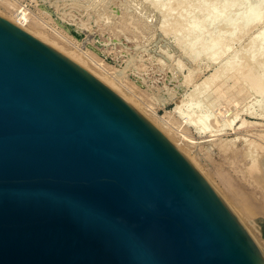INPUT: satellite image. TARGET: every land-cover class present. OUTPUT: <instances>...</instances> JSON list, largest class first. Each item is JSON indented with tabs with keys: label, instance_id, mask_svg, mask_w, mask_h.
<instances>
[{
	"label": "water",
	"instance_id": "obj_1",
	"mask_svg": "<svg viewBox=\"0 0 264 264\" xmlns=\"http://www.w3.org/2000/svg\"><path fill=\"white\" fill-rule=\"evenodd\" d=\"M0 264H264V252L142 112L0 15Z\"/></svg>",
	"mask_w": 264,
	"mask_h": 264
},
{
	"label": "rangeland",
	"instance_id": "obj_2",
	"mask_svg": "<svg viewBox=\"0 0 264 264\" xmlns=\"http://www.w3.org/2000/svg\"><path fill=\"white\" fill-rule=\"evenodd\" d=\"M21 1L25 3L28 9L34 13L33 17L35 20L43 18L45 21L48 22V24L51 27L55 28L57 31H60L61 33L66 35L67 39L69 40L64 38L61 39V37H58L55 33H53V31H51L52 33L50 32V35L58 39V41L61 44L69 48L72 47L71 45L73 46L75 45L76 49L80 51L82 50L85 53H89V55H91L95 60L100 61L99 62L100 64L98 65L94 61L92 62V60H89V65L91 68H93L96 71H101L102 69L100 67H105L115 79L117 78L116 81L118 80L117 83L120 86L119 87L117 86L118 88H114V87L113 88L116 89L118 93H122L124 91L125 92L128 91L130 93L134 92L135 98L137 97L139 100L142 101L141 107L138 105L140 112H143V114L148 119H150V121L156 122L155 117L151 114V110H155V112L158 115L162 116L164 119H167L170 123H173L172 125L174 126V130L164 131L160 129L161 126L160 123L157 124L154 122L155 125H157V127L167 137L169 136V139L172 140V142L174 138L176 139V141L179 142V145L177 147L179 148L180 146L181 147L180 150L183 151L185 155H187V152L185 151H189L188 152L189 154L186 156L187 158H190L188 156L193 154L192 158L194 159V161H192L193 159L191 158L190 161L202 173V175L212 185L215 191L220 195V197L235 213V215L238 217L240 222L249 230V232H251L250 233L252 234L251 236H253V238L256 240L260 239L258 241L260 242L262 241L261 243L264 244V240H262L264 239V232H262L261 228L257 226V218L264 217V214L260 212H256L253 215L250 214L251 216H247L248 218L245 217L247 214L249 215V213H246L244 209L245 206L259 204V202L264 201V185H262L257 180L255 174H253L250 171L248 172L247 169L248 159L245 157V154L243 153L247 151V145L245 144V142L241 139H237L235 141H229L232 137L237 135V133L233 132L231 129L227 130L225 133L218 136V138L215 137L213 139H210L211 138L210 136H200L198 132L195 131L196 129H194L193 126H189L188 124L185 123L184 120L187 118V115H185L184 118L182 116L180 117L179 112L173 110L174 106L176 105L175 99H177V97L179 98L180 96L181 98H184L185 102L188 101L190 102V105L184 104L183 107L185 110H187L188 108L189 112H194V114H197L200 111L204 109L206 110L208 108L209 109L208 111L210 112V116H213L216 119V115H217L218 116L217 120L220 123L221 122L225 123V120L223 119L224 118L230 119L236 112L238 116L236 117L235 124L240 123V121L244 117H245L244 119L246 120L247 119L252 121L257 119L260 120L259 118L261 117L262 113H264L262 112L264 111V108H262L264 107V93H260L259 91H257L256 86L254 84L252 85L247 78H243V77L240 78L239 76V79H237L238 81L235 82L234 86L227 89L224 92V94L220 95L217 93V91L215 92V90H213L214 83L222 84V87L226 89V86L232 84L233 83L232 79H234V77L237 76L236 68L238 66L234 65L236 68L232 66L235 68V70H233V68L231 69L230 66L229 67L227 66L228 67L227 69V67L226 66L224 67L223 65V63H225L226 60L227 61L233 60L234 62L237 60L239 64L242 63L245 64L243 60L244 61L246 60L247 62L246 64H248L251 60L252 61L254 60L253 58L256 55L258 56L259 52L264 50V10H262L264 8L262 7L260 8L261 6L260 3H258L257 0H256L257 2L251 0L252 4L254 3L252 8H254L255 5L257 6L255 7L256 10L255 8L252 10V8H250L251 6H249L250 0H236V1L235 0H227V1L226 0L223 1L222 0H186L185 2L187 3H184V0H156L157 3L159 2V6L168 7L167 11L169 15L167 14L168 18H166L167 20H165L166 21L165 28L168 27V30H170L169 27H171L173 23L172 27H176L177 29L176 35L178 36L179 40L181 39V41H184L185 44H187V42L189 43L190 41L194 40L192 43L193 46H191L192 44L189 45L191 47H194L195 49V52L193 51L194 55L196 52H197L196 54L199 55V57L196 58V60L198 59L197 61L199 62V67H198L199 71H197L196 75L192 78V80L194 79V81L191 82L190 80L189 83L187 82L188 84L184 87L183 90L184 92L181 95L180 93H178L174 100H169V102L167 101L164 103L163 100L164 95L162 91H166V89L168 88L166 92L169 91L168 93L170 92L172 93L173 90L171 91V88L169 87H173L174 85H176V80L175 77L172 76L173 73L172 71L176 72L177 69H179V67L182 65L177 72H179L180 70H182L180 71V74L187 72L185 69L186 66L184 65V63L186 62L183 59V56L185 55L182 52H180V49L178 48L177 44H174L175 42L173 41V36H172L173 34L171 33L169 35H165L167 34V32L163 31L164 29L160 27L159 22H160V18L162 17L161 16L162 13L161 12L159 13L158 10L156 11L152 7V5H150L151 3L150 0H149L150 1L149 4L147 2L148 0L146 1L145 0H140V1L139 0H58L57 4H54L49 0H37V1L21 0ZM127 1H130V3ZM136 1L138 4H134L136 3ZM228 1L231 3V5H229L230 3H227ZM255 2L257 4H255ZM83 3L86 4V6ZM226 3L229 6H227ZM133 4L134 6H132ZM138 5H140L141 8ZM144 5L146 6L144 9L147 8L149 9L147 13L146 11H144V9H142ZM262 6H264V4H262ZM132 7L135 8V10L132 9ZM216 7L218 8L214 9ZM258 7L260 10L258 9ZM247 8H250L251 10ZM138 9L139 10L142 9V10L139 11ZM213 9L214 10L220 9L219 12L223 11V13L220 14L217 11H215L216 13L221 15L220 18L218 16V19L214 18L215 22L214 20H212L214 16H211L208 19V16H210L208 14L210 13L211 15L215 14ZM245 9L248 10L250 13L248 11H245ZM63 10L69 12L65 17L60 16V13ZM211 10H213L212 12H214V14L211 12ZM143 13L144 15H142ZM154 13L157 16H155ZM251 13H252L251 16L252 20L250 19V16L248 17V15H250ZM145 14L146 15L148 14L147 16L149 17H147ZM159 15L160 17H158ZM241 16L242 18H240ZM243 16L245 17V20ZM206 19L210 21L208 20L206 21ZM246 19L250 20V23ZM243 20L244 22L249 24L244 25V23L242 22ZM80 21L83 23L81 24L82 26L79 25ZM228 21L230 23L233 22L234 23L228 24ZM195 22L198 24H196ZM205 22L206 23L208 22L207 26L205 25L206 24ZM209 22L211 23L209 24ZM192 24H194V27H192L193 26ZM200 24L203 25L201 26ZM198 25L202 27V29L199 27L202 31L200 29L197 30L196 27H198ZM154 27L155 30H153ZM190 27L191 29H193L192 31ZM233 28L236 30H232ZM161 29L163 32L161 31ZM231 30L233 31V33L231 32ZM159 31L162 33L161 35L158 34ZM196 31H200V32L195 33ZM261 32L262 34L260 35ZM76 33H79L80 36L77 35ZM257 33L259 34V36L262 37V38L259 37L258 39L261 41L256 40L255 42H253V40L251 39L253 35ZM208 35H210L211 39L208 37ZM191 37L192 39L193 38L194 39L192 40ZM216 39H220V40H216ZM222 39L224 40L223 46L220 45L223 44ZM194 42L196 43L199 42V44L197 45L198 47L195 46ZM181 43L185 45L183 42ZM171 45L173 46L176 45L175 47L178 48L179 53L177 56H176L177 53L173 51ZM212 45H214L213 48L219 47L216 48L217 51H214L215 48L211 52L204 49V48H208L210 50L212 49L211 47ZM256 48L261 50H257ZM203 49L205 50V52L206 51L208 53L210 52L211 55L213 51L214 53L215 52L218 53V50H220L219 51L220 53L222 49H223V53H221L220 55L213 53L214 56L215 55H219V56H217L214 59L212 58L213 60L210 58L212 60L211 61L210 59H208L211 55L209 56L207 52L206 54L207 56H209L208 58L205 52H204L205 55L204 54L202 55ZM253 49L255 52L259 51L258 53L257 52L254 53L255 56L252 55ZM163 50H165L167 54ZM171 53L173 55H171ZM250 55L251 57L253 56L252 59H250L251 58L249 57ZM261 55H259L258 57L264 60V56ZM200 56H202L201 59ZM256 57L254 61L258 59V57L257 58ZM176 58L178 59V61L182 58L181 59L182 61H180L179 63L176 60ZM260 58L258 59L257 63L254 62L252 64L256 66L257 72H260L261 74L264 73V61L261 60V64H259ZM247 59H249V61H247ZM175 61L178 62L177 64H181V62L184 63L177 67ZM221 65L225 68V70L221 69L220 67ZM253 68L254 71L255 67ZM214 69L218 71L216 72V70ZM212 70L216 72V77H215L216 79L214 78L215 81H213V83L212 81L208 82L209 84L211 83L210 85L206 83L207 86L203 84H202L203 86L200 85V82L202 83L203 80L202 78H204L205 75L209 74ZM257 72H255L256 75H258ZM231 73L235 74V76L232 75ZM260 74H259L260 78H264L262 77L264 76V74L262 75ZM197 85L200 87L198 88ZM193 86H195V88ZM253 86L255 87L256 91L255 89H252L254 88ZM187 91L190 93L187 94L186 93ZM184 93L185 96L183 97ZM190 96L191 97L193 96V99L190 98ZM232 98L238 100V103L235 104L234 102L235 100L231 101ZM130 103L132 105H135L132 103V101H130ZM228 103H232V104L228 105ZM208 104L209 106H205ZM143 105L146 106L145 109L144 107H142ZM149 105H151V107ZM226 109H228V111ZM145 111L146 112L150 111V112L145 113ZM257 114H259L260 116H257ZM249 127L250 130H246V127H245L246 131H244V128H241L240 130L244 131V133L246 134H248L247 131H249V133L253 135H256V133L260 131H264V124H260V125L255 124L253 126L250 125L247 126V128ZM179 132H184L186 134H189L188 136L193 141L188 142L187 140H182L179 136ZM250 136L251 135H249V137ZM224 145L227 146V148H225ZM232 148L235 150H233ZM261 152L262 151L259 150V154ZM237 207H240L241 211L236 209ZM238 211H240V213ZM253 217L256 221L253 219ZM249 219L252 220L250 221ZM252 222L253 223L256 222L255 226L254 224H252ZM254 236H256L257 238Z\"/></svg>",
	"mask_w": 264,
	"mask_h": 264
},
{
	"label": "bare ground",
	"instance_id": "obj_3",
	"mask_svg": "<svg viewBox=\"0 0 264 264\" xmlns=\"http://www.w3.org/2000/svg\"><path fill=\"white\" fill-rule=\"evenodd\" d=\"M37 1V0H36ZM49 1H51L52 3H54V4H57V1L58 0H49ZM140 1V0H139ZM146 1V0H145ZM151 1V3H150V5H152V7L157 11H159V13L161 12L162 13V17L160 18V22L159 21H157V22H159V24H160V27L162 28V29H164L163 31H166L167 32V34H165V33H163V34H165V35H169V34H173L172 36H173V41L175 42L174 44H177V46H178V48L180 49V52H182L184 55H185V57H187V58H189L191 61H192V63H184V62H181V64H183L184 63V65L186 66V71L187 72H184V73H181L180 74V71H182V70H180L179 72H177L179 69H180V67L182 66L181 64H177L178 62L180 63V61H182L181 59L178 61V59L176 58V60L178 61H175V63L177 64V67L179 66V65H181L180 67H179V69H177V71L175 72V71H172L173 73H172V76L173 77H175V80H176V85H174L175 86V89H177V90H175L174 89V86L173 87H169V88H171V91L173 90V94L170 92V93H168V92H166L167 91V89H166V91H162V93H163V95H164V98H163V100H164V103L165 102H169V100H174L175 99V97H176V95L178 94V93H180V95L184 92L183 90H184V87L189 83V81L191 80V82L192 81H194V79L192 80V78L196 75V72L197 71H199L198 70V67H199V62L196 60V58L197 57H199V55L198 54H196L195 53V55H194V53H193V51L195 52V49H194V47H191V46H193V39H192V37H191V39L193 40V41H190L189 43L187 42V44H185V42L184 41H181V39L179 40V38H178V36L176 35V27H172V25H173V23H172V25H171V27H169L170 28V30H168V27L167 28H165V25H166V21L165 20H167L166 18H168L167 17V14H168V7H166V6H164L163 4H166V3H163L162 5L164 6V7H162V6H159V2L157 3V1L156 0H150ZM149 0L147 1L148 2V4H149V2H150ZM186 0H184V3H187V2H185ZM223 1V0H222ZM227 1V0H226ZM236 1V0H235ZM254 1H256V0H254ZM258 1V3H260V8L262 7V8H264V6H262V4H264V3H262V2H264V1H262V0H257ZM256 1V2H257ZM261 1V2H260ZM87 2V1H86ZM92 2V1H91ZM96 2V1H95ZM127 2H129L130 3V1H127ZM181 2V1H180ZM234 2V1H233ZM255 2V4H257ZM124 3H125V1H124ZM141 3V2H140ZM139 3V4H140ZM183 3V2H182ZM200 3V2H199ZM227 3H230L229 1L227 2ZM226 3V5L227 6H229V5H231V3L228 5ZM249 3L250 4H252V1L250 0L249 1ZM248 3V4H249ZM50 4V3H49ZM76 4V3H75ZM84 4V3H83ZM134 4H138L137 3V1H136V3H134ZM134 4L132 5V6H134ZM148 4H147V7H148ZM225 4V3H224ZM233 4V3H232ZM249 4V6H251L250 8H252V6L254 5V3L252 4V5H250ZM72 5V4H71ZM85 6H86V4H84ZM128 5V4H127ZM168 5H169V3H168ZM245 5V4H244ZM92 6V5H91ZM136 6V5H135ZM139 7H140V5H138ZM143 6V5H142ZM176 6V5H175ZM199 6V5H198ZM197 6V7H198ZM247 6V5H246ZM62 7V6H61ZM131 7V6H130ZM137 7V6H136ZM146 6L144 5V7L142 8V9H144ZM203 7V6H202ZM248 7V6H247ZM255 7H257L256 5H255ZM254 7V8H255ZM49 8V7H48ZM141 8V7H140ZM139 8V9H140ZM170 8V7H169ZM199 8V7H198ZM218 7H216V8H214V9H217ZM250 8H247V9H250ZM254 8H252V10L254 9ZM60 9V8H59ZM127 9V8H126ZM131 9V8H130ZM132 9H134L135 10V8H133L132 7ZM138 9V10H139ZM141 9V10H142ZM151 9V8H150ZM213 9V10H214ZM258 9H259V7H258ZM137 10V11H138ZM141 10H139V11H141ZM149 9L147 8V9H144V11H146V13H147V11H148ZM171 10V9H170ZM213 10H211V12L213 11ZM220 10V9H219ZM219 10H214V12L215 11H217L219 14L220 13H223V11L221 12H219ZM222 10V9H221ZM251 10V9H250ZM255 10H256V8H255ZM260 10V9H259ZM262 10H264V9H262ZM128 11V10H127ZM138 11V12H139ZM144 11H142V12H144ZM167 11V12H166ZM245 11H248V10H246L245 9ZM58 12V11H57ZM210 12V11H209ZM214 12H212L213 14H214ZM249 12V11H248ZM248 12H247V14H248ZM67 13H69L68 11L66 12V11H62L61 13H60V16H62V17H65V16H67ZM108 13V12H107ZM140 13V12H139ZM150 13V12H149ZM218 13H216L215 12V14L214 15H211V13L210 14H208V15H210V16H208V19L211 17V16H214L213 18H212V20H214V22H215V19L214 18H216V19H218V16H219V18H220V16L221 15H219ZM250 13V12H249ZM262 13V12H261ZM0 14L1 15H3V16H6L9 20H11V21H13L14 23H16V24H18L19 26H21V27H23L24 29H26V30H28V31H30L32 34H34V35H36V36H38V37H40V38H42V39H44V40H46L47 42H49V43H51V44H53L54 46H56V47H58L59 49H61L62 51H64L66 54H68V55H70L71 57H73V58H75L77 61H79L82 65H84L87 69H89L90 71H92L93 73H95L97 76H99L106 84H108L109 86H111L112 88L114 87V88H118L120 85L117 83V81H116V79L111 75V73H109V71L105 68V67H100L102 70L101 71H96V70H94L93 68H91L90 67V65H89V60H92V62L94 61L96 64H100L99 62L100 61H97V60H95L91 55H89V53H85V52H83L82 50L80 51V50H78V49H76L75 48V45L73 46V45H71L72 47H67V46H65V45H63V44H61L59 41H58V39H56V38H54V37H52L51 35H50V32L51 31H53V33H55L58 37H61V39L62 38H64V39H67V37H66V35L65 34H63V33H61L60 31H57L55 28H53V27H51L49 24H48V22L47 21H45L43 18H40V19H38V20H35L34 19V17H33V15H34V13L31 11V10H29L28 9V7H27V5L25 4V3H23L21 0H0ZM40 14V13H39ZM155 14V13H154ZM245 14V13H244ZM243 14V15H244ZM258 14V13H257ZM105 15V14H104ZM142 15H144V13L142 14ZM146 15V14H145ZM148 15V14H147ZM146 15V16H147ZM153 15V14H152ZM160 15L158 16V17H160ZM169 15V14H168ZM207 15V14H206ZM254 15V14H253ZM103 16V15H102ZM141 16V15H140ZM247 16V15H246ZM250 16V19H251V16H252V13L250 14V15H248V17ZM262 16V15H261ZM100 17V16H99ZM142 17V16H141ZM144 17V16H143ZM147 17H149V16H147ZM151 17V16H150ZM244 17V16H243ZM258 17V16H257ZM154 18V17H153ZM156 18V17H155ZM240 18H242V16L240 17ZM254 18V17H253ZM256 18V17H255ZM158 19V18H157ZM208 19H206V21L208 20ZM249 19V18H248ZM248 19H246V20H248ZM127 20V19H126ZM144 20V19H143ZM142 20V21H143ZM159 20V19H158ZM228 20H229V18H228ZM232 20V19H231ZM244 20H245V17H244ZM244 20L242 21L243 23H244V25L246 24H249L250 23V20H248V22L249 23H246V22H244ZM252 20V19H251ZM254 20V19H253ZM106 21V20H105ZM104 21V22H105ZM146 21H147V19H146ZM151 21V20H150ZM150 21H148V22H150ZM204 21V20H203ZM208 21H210V20H208ZM217 21V20H216ZM224 21H226V20H224ZM257 21H259V20H257ZM108 22V21H107ZM121 22V21H120ZM212 22V21H211ZM211 22H209V24L211 23ZM233 22V21H232ZM79 23V22H78ZM77 23V24H78ZM123 23V22H122ZM153 23V22H152ZM175 23V22H174ZM194 23V22H193ZM196 23V22H195ZM203 23V22H202ZM206 23V22H205ZM222 23V22H221ZM234 23V22H233ZM233 23H230L229 21H228V24H233ZM243 23H242V25H243ZM81 24H83L81 21H80V23H79V25H81ZM150 24V23H149ZM176 24H178V23H176ZM196 24H198V23H196ZM195 24V25H196ZM217 24V23H216ZM225 24V23H224ZM227 24V23H226ZM122 25V24H121ZM135 25V24H134ZM193 26L192 27H194V24H192ZM201 25V24H200ZM203 25V24H202ZM201 25V26H202ZM206 26L208 25V22L205 24ZM82 26V25H81ZM152 26V25H151ZM155 26V25H154ZM159 26V25H158ZM157 26V27H158ZM176 26V25H175ZM201 26H199L198 25V27H196L197 28V30L198 29H202V27ZM234 26V25H233ZM134 27V26H133ZM156 27V28H157ZM200 27V28H199ZM236 27V26H235ZM136 28V27H135ZM152 28V27H151ZM159 28V27H158ZM204 28V27H203ZM49 29H51V30H49ZM160 29V28H159ZM162 29H161V31H162ZM190 29H191V27H190ZM200 29V30H201ZM238 29H239V27H238ZM243 29V28H242ZM127 30V29H126ZM138 30V29H137ZM153 30H155V27H154V29ZM168 30V31H167ZM193 29H191V31H192ZM196 30V29H195ZM194 30V31H195ZM232 30H236V29H232ZM231 30V32L233 33V31ZM162 31V32H163ZM189 31V30H188ZM194 31H193V33H194ZM202 31V30H201ZM239 31V30H238ZM152 32V31H151ZM197 32H200V31H196L195 33H197ZM236 32V31H235ZM243 32H245V31H243ZM52 33V32H51ZM192 33V34H193ZM203 33V32H202ZM219 33V32H218ZM229 33V32H228ZM231 33V34H232ZM258 33H259V31H258ZM254 34L253 35V37H252V39L251 40H253V42H255L256 40L257 41H261V40H258L259 39V37L260 38H262L261 36H259V34ZM134 34V33H133ZM230 34V35H231ZM262 34V32L260 33V35ZM188 35V34H187ZM191 35V34H190ZM189 36V35H188ZM205 36V35H204ZM217 36V35H216ZM229 36V35H228ZM57 37V38H58ZM195 37V36H194ZM199 37V36H198ZM208 37L210 38V35H208ZM187 38V37H186ZM185 38V39H186ZM190 38V37H189ZM188 38V39H189ZM213 38V37H212ZM229 38V37H228ZM236 38V37H235ZM211 39V38H210ZM225 39V38H224ZM234 39V38H233ZM60 40V39H59ZM67 40H69V39H67ZM135 40V39H134ZM203 40V39H202ZM206 40V39H205ZM209 40V39H208ZM213 40V39H212ZM215 40V39H214ZM216 40H220V39H216ZM223 40V39H222ZM172 41V42H173ZM189 41V40H188ZM181 42H183L185 45H183ZM201 42V41H200ZM207 42V41H206ZM205 42V43H206ZM224 42V40L222 41V43ZM226 42V41H225ZM228 42V41H227ZM64 43V42H63ZM212 43V42H211ZM213 43H215V42H213ZM216 43H217V41H216ZM189 44H192L191 46L189 45ZM194 44H195V46H197L198 44H199V42L198 43H196V42H194ZM203 44V43H202ZM251 44H252V42H251ZM207 45V44H206ZM220 45H224V43L223 44H220ZM258 45V44H257ZM138 46V45H137ZM176 46V45H175ZM213 46L214 45H212L211 47H212V49H208V48H204V49H206V50H208V51H212L214 48H213ZM221 46V47H222ZM261 46V45H260ZM140 47V46H139ZM198 47V46H197ZM201 47V46H200ZM208 47V46H207ZM211 47H209V48H211ZM254 47V46H253ZM194 50H193V49ZM216 48H219V47H216ZM215 48V49H216ZM138 49V48H137ZM199 49H202V48H199ZM203 49V52H202V55L204 54V52H205V50ZM214 49V51H217V49L215 50ZM257 49V48H256ZM255 49V50H256ZM162 50V49H161ZM257 50H261V49H257ZM164 52H165V50H163ZM202 51V50H201ZM214 51L212 52V55H211V53L209 52H207V54L210 56H207V54H206V52H205V54H206V56H207V58L208 59H214V58H216L217 56H219L221 53H223V49H222V51L219 53V51L220 50H218V53L217 52H215L216 54H219V55H215L214 56ZM225 51V50H224ZM257 53L259 52V51H256ZM255 51H254V49H253V56H255L254 55V53H256ZM262 52V53H261ZM261 52H259L258 53V56L259 55H261V54H264V50H262ZM85 53V54H84ZM166 53V52H165ZM173 53V52H172ZM171 53V55H173ZM198 53H199V51H198ZM214 53V54H213ZM167 54V53H166ZM175 54V53H174ZM204 54V55H205ZM85 55H87V56H85ZM131 55V54H130ZM168 55H170V54H168ZM167 55V56H168ZM178 54H176V56H177ZM183 56V55H182ZM196 56V57H195ZM252 56V57H253ZM257 56V55H256ZM255 56V57H256ZM257 56V57H258ZM261 56H264V55H261ZM201 57L202 56H200V59H201ZM249 57H251V55L249 56ZM252 57L250 58V59H252ZM255 57L253 58L254 60H255ZM256 57V58H257ZM179 58V57H178ZM260 57H258V59H259ZM184 59V58H183ZM210 59V60H211ZM212 59V60H213ZM258 59L256 60V61H250L248 64H246L247 62H246V60L244 61L243 60V62L245 63V64H239L238 62H237V60L234 62L233 60H226L225 61V63H223V65H224V67L226 66H230L231 67V69L233 68V70H235V66H238L237 68H236V70H237V72H236V75L238 76V78H237V76L236 77H234V79H232L233 80V83L232 84H230V85H228V86H226V89H224V87H222V84H215L214 83V88H213V90H215V92L217 91V93L218 94H224V92L227 90V89H229V88H231L232 86H234V84H235V82L236 81H238L237 79H239V76H240V78L241 77H243V78H247L248 80H249V82L253 85H255L256 86V88H257V91H259L260 93H264V78H260V76H259V74H260V72H257V68H256V66L254 65V64H252V63H254V62H256L257 63V61H258ZM211 60V61H212ZM261 58H260V63L259 64H261ZM184 61H185V59H184ZM247 61H249V59H247ZM262 61H264V60H262ZM186 62V61H185ZM237 62V63H236ZM241 62V61H240ZM174 63V64H175ZM175 64V65H176ZM222 64V63H221ZM238 64V65H237ZM173 65V64H172ZM174 65V66H175ZM220 65V64H219ZM235 65V66H234ZM255 67V72H257V74L258 75H256V73L253 71V67ZM218 66V65H217ZM232 66H234V67H232ZM259 66V65H258ZM257 66V67H258ZM173 67V66H172ZM176 67V68H177ZM221 67V69H224L225 70V68L221 65L220 66ZM223 67V68H222ZM228 67H227V69H228ZM218 69V68H217ZM173 70H174V68H173ZM214 70H216V69H214ZM260 70V69H259ZM218 70H216V72H217ZM216 72L215 71H211L209 74H207V75H205V77L204 78H202L201 80H202V83L200 82V85H205V86H207L206 85V83H208V82H210V81H212V83H213V81H215L214 80V78L216 77ZM222 72V71H221ZM224 73V72H223ZM235 73V72H234ZM232 75H234L235 76V74H233V73H231ZM262 74H264V73H261L260 75H262ZM177 75V76H176ZM218 75H219V72H218ZM225 75V74H224ZM262 77H264V76H262ZM225 78H226V76H225ZM233 78V77H232ZM216 79V78H215ZM224 81V80H223ZM188 82V83H187ZM197 82V81H196ZM120 83V82H119ZM198 83V82H197ZM220 83V82H219ZM165 84V83H164ZM191 84V83H190ZM195 84V83H194ZM209 84V83H208ZM211 84V83H210ZM209 84V85H210ZM202 85V86H203ZM251 85V86H252ZM118 86V87H117ZM165 86H167V85H165ZM196 86V85H195ZM195 86H193L194 88H195ZM198 86V85H197ZM204 86V87H205ZM192 87V88H193ZM200 86H198V88H199ZM254 87V86H253ZM113 88V89H114ZM163 88V87H162ZM166 88V87H165ZM203 88V87H202ZM234 88V87H233ZM186 89V88H185ZM190 89V88H189ZM212 89V88H211ZM252 89H255V87L254 88H252ZM114 90H116V89H114ZM120 90V89H119ZM194 90V89H193ZM239 90H241V89H239ZM117 91V90H116ZM121 91V90H120ZM124 91V90H123ZM255 91H256V89H255ZM122 92V91H121ZM193 92V91H192ZM187 94L188 93H190V92H186ZM121 96H123L126 100H128L129 102L130 101H132V103L133 104H135L134 106L139 110V106L141 107V105H142V101L141 100H139L137 97L135 98V93L133 92V93H130V92H122V93H119ZM162 95V96H163ZM194 95V94H193ZM134 96V97H133ZM185 96V93H184V95H183V97ZM189 96V95H188ZM158 97V96H157ZM160 98V97H159ZM190 98H192L193 99V96L191 97L190 96ZM195 98H197V97H195ZM159 100V99H158ZM161 100H162V98H161ZM210 100H212V99H210ZM230 100V99H229ZM235 100V98H232V100L231 101H234ZM175 101H176V105L174 106V108H173V110L174 111H178L179 112V114H180V117L182 116L183 118L185 117V115H187V118L184 120L185 121V123L186 124H188L189 126H193L194 127V129H196L195 131L196 132H198V134L200 135V136H210L209 138L210 139H213V138H215V137H217L218 138V136H220L221 134H223V133H225L227 130H232L233 132H236L237 133V135H235L234 137H232L229 141H235V140H237V139H241V140H243L244 142H245V144L247 145V151H245V152H243L244 154H245V157L248 159L247 160V163H248V165H247V169H248V172L250 171V172H252L253 174H255V176H256V178H257V180L262 184V185H264V131H260V132H258V133H256V135H253V134H250L249 133V131H247L248 132V134H246V133H244V131H246V130H250V127L249 128H247V126H253V125H255V124H264V113H262V115H261V117L259 118L260 120H254V121H252V120H246V119H242L241 121H240V123H237V124H235V121H236V117L238 116V114H237V112L229 119L228 117V119H226V118H224L223 120H225V123H220L217 119H218V116L216 115V119L213 117V116H210V112L208 111L209 109L207 108L206 110L204 109V110H202V111H200L199 113H197V114H194V112H189L188 111V108H187V110H185L184 109V104H189L190 105V102L188 101V102H185L184 101V98H181L180 96H179V98L177 97V99H175ZM214 101V100H213ZM192 102V101H191ZM211 102V101H210ZM209 102V103H210ZM235 102V104H237L238 103V100H235L234 101ZM202 103V102H201ZM195 104V103H194ZM199 104V103H198ZM229 104H232V103H228V105ZM139 105V106H138ZM197 105V104H196ZM150 107H151V105H149ZM188 106V105H187ZM205 106H209V104L208 105H205ZM212 106H213V104H212ZM142 107H144V109H145V105H143ZM198 108V107H197ZM212 108V107H211ZM235 108V107H234ZM262 108H264V107H262ZM141 109V108H140ZM151 109V108H150ZM223 109V108H222ZM230 109H231V107H230ZM143 110V109H142ZM227 111H228V109H226ZM140 111V110H139ZM144 111V110H143ZM197 111V110H196ZM219 111V110H218ZM261 111H262V109H261ZM260 111V112H261ZM147 112H150V111H147ZM146 111H145V113H147ZM231 112H233V111H231ZM262 112H264V111H262ZM143 113V112H142ZM176 113V112H175ZM222 113V112H221ZM151 114L155 117V119H156V122L155 121H153V123L155 122V123H160V129L161 130H166V131H171V130H174V126L172 125L173 123H170L167 119H164L162 116H160V115H158L156 112H155V110H151ZM213 114V113H212ZM211 114V115H212ZM229 114V113H228ZM259 114H257V116H260ZM176 115V114H175ZM164 116V115H163ZM215 116V115H214ZM221 116V115H220ZM152 117V116H151ZM171 117V116H170ZM213 117V118H212ZM149 118H150V116H149ZM150 120V119H149ZM220 120V119H219ZM222 120V121H223ZM228 120V121H227ZM224 122V121H223ZM154 123V124H155ZM183 123V122H182ZM157 126V125H156ZM176 126V125H175ZM177 127V126H176ZM245 127H246V130H245ZM241 128H244V131H242V130H240ZM171 133V132H170ZM170 133H168V134H170ZM189 134H186V133H184V132H179V136H180V138L182 139V140H187L188 142L189 141H193L189 136H188ZM249 135H251L250 137H249ZM168 138H169V136H168ZM175 139V138H174ZM173 139V143L176 145V146H178L179 145V142L178 141H176V139L174 140ZM222 139V138H221ZM228 139V138H227ZM172 141V140H171ZM187 143V142H186ZM222 143V142H221ZM225 146V145H224ZM181 147L179 146V149H180ZM225 148H227V146H225ZM183 149V148H182ZM233 149V148H232ZM184 150H185V148H184ZM189 150V149H188ZM233 150H235V149H233ZM246 150V149H245ZM259 150L260 151H262L260 154H259ZM183 152V151H182ZM185 152H187V155L189 154L188 152L189 151H185ZM184 153V152H183ZM186 155V156H187ZM188 157H190L191 159H193L192 157H193V154L192 155H189ZM190 158H188L189 160H190ZM196 159V158H195ZM192 161H194V159L192 160ZM196 161V160H195ZM248 175V174H247ZM231 200V199H230ZM232 201V200H231ZM237 206V205H236ZM236 209H238V210H240V207H237ZM244 209H245V211H246V213H249V215L247 214L245 217H247V216H251V215H253L254 213H256V212H260V213H262V214H264V201H261V202H259V204H254V205H250V206H245L244 207ZM241 211V210H240ZM240 211H238L239 213H240ZM245 213V212H244ZM251 214V215H250ZM244 215V214H243ZM242 215V216H243ZM244 217V216H243ZM256 217V216H255ZM248 218V217H247ZM246 218V219H247ZM253 219H254V217H253ZM248 220V219H247ZM250 220V219H249ZM252 220V219H251ZM250 220V221H251ZM255 220V219H254ZM249 221V222H250ZM256 221V220H255ZM256 223V222H255ZM255 223H253L252 222V224H254V226H255ZM251 224V223H250ZM258 226V225H257ZM250 227V226H249ZM252 228V227H251ZM250 228V229H251ZM252 231V230H251ZM257 231V230H256ZM251 233V232H250ZM254 234V233H253ZM252 235V234H251ZM257 236V235H256ZM256 236H254V237H256ZM253 237V236H252ZM257 238V237H256ZM258 240H260V239H258ZM258 240H256L255 239V241H256V243H257V245H258V247H259V249L262 251V252H264V244H262L260 241H258ZM262 240H264V239H262Z\"/></svg>",
	"mask_w": 264,
	"mask_h": 264
}]
</instances>
